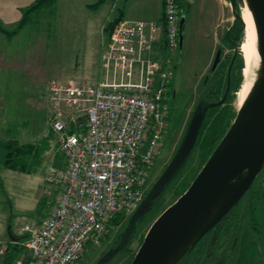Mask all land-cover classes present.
I'll return each mask as SVG.
<instances>
[{
	"label": "rangeland",
	"instance_id": "rangeland-1",
	"mask_svg": "<svg viewBox=\"0 0 264 264\" xmlns=\"http://www.w3.org/2000/svg\"><path fill=\"white\" fill-rule=\"evenodd\" d=\"M97 2L55 0L52 6L36 16L32 24L11 39L0 34V162L3 144L7 141L34 145L40 151L36 161L30 157L28 159V168L35 163L33 173L0 165V264H26V249L22 243L16 242L19 245L17 251L20 252L19 255L14 254L6 227L9 224L10 231L19 238L18 228L22 225L35 226L48 214L53 200L51 195L45 193L44 172L48 166L61 162V154L56 151L55 137L48 123L51 115L49 86L56 82H94L98 79L100 50L102 43L107 41L103 28L119 16V10L124 11L123 18L127 19L157 20L162 15L160 0ZM183 2L186 63L181 76L190 89L177 109V117L172 123L169 120L165 128L160 153L149 171L147 190L171 160L183 137L201 99L204 90L201 80L208 74L215 49L220 46L223 53H227L228 49L221 42L235 18L236 7L232 0ZM241 10L242 6L239 15ZM177 54L161 51L159 58H170ZM237 92L232 101L235 111L240 107ZM198 156L195 149L183 171L182 179L186 183L190 182L196 169ZM255 185L257 196L253 197L249 210V226L243 221L245 226L242 225L237 236L235 227L231 228L220 239L221 246L208 264H264V178L257 179ZM42 198L45 199L44 204L38 205ZM164 200L165 205L170 204L174 200L173 192L167 191ZM131 215L115 226L109 238L91 247L74 264H95L123 235ZM148 218L139 225L132 238L129 248L134 253L154 221L153 217ZM127 261L128 254L119 253L106 264H126Z\"/></svg>",
	"mask_w": 264,
	"mask_h": 264
},
{
	"label": "built area",
	"instance_id": "built-area-1",
	"mask_svg": "<svg viewBox=\"0 0 264 264\" xmlns=\"http://www.w3.org/2000/svg\"><path fill=\"white\" fill-rule=\"evenodd\" d=\"M163 2V20L113 24L101 46L100 78L49 86L48 123L61 162L43 178L53 197L48 214L17 230L27 264H74L105 239L113 217L131 215L147 193L172 76L170 58L154 52H175L179 33L176 0Z\"/></svg>",
	"mask_w": 264,
	"mask_h": 264
},
{
	"label": "water",
	"instance_id": "water-1",
	"mask_svg": "<svg viewBox=\"0 0 264 264\" xmlns=\"http://www.w3.org/2000/svg\"><path fill=\"white\" fill-rule=\"evenodd\" d=\"M242 6L244 0H240ZM256 32L257 52L261 59L259 77L249 95L236 111L228 130L196 174L187 189L151 223L129 264H175L191 250L242 199L247 203L252 183L264 168V0H245ZM232 4L236 7L234 0ZM241 20V15H235ZM182 42L184 16L178 25ZM240 48V46H239ZM236 52L237 49L235 48ZM240 51V50H239ZM218 49L212 68L220 59ZM228 90V84L226 92ZM206 103L204 95L197 103L183 137L171 160L132 213L129 224L115 245L95 264L108 263L132 235L138 219L151 208L166 186L190 156L209 108L223 103ZM11 241L17 242L6 227Z\"/></svg>",
	"mask_w": 264,
	"mask_h": 264
},
{
	"label": "trees",
	"instance_id": "trees-1",
	"mask_svg": "<svg viewBox=\"0 0 264 264\" xmlns=\"http://www.w3.org/2000/svg\"><path fill=\"white\" fill-rule=\"evenodd\" d=\"M55 0H35L29 7L22 10L21 18L18 21L16 25H14L12 28H5L0 24V34H3L8 39H11L15 34H17L20 30L25 28L26 26L32 24L36 18L37 15H39L42 11L47 9L48 7L52 6L54 4ZM104 0H98L96 4H101ZM164 3V2H163ZM180 18L181 16H184V2L183 0H176ZM234 3L236 5L235 15H239V9L242 6V3L240 0H234ZM121 18L119 16L115 17L111 22L107 23L103 28V33L106 37H108L113 24L120 20ZM161 20H163V13L160 17ZM223 42L229 47H238L241 46L243 41L245 40L244 30H243V24L240 19L234 18L232 26L229 28L228 32L223 36ZM239 52V51H238ZM241 54V53H240ZM238 53V58L236 60L235 65L233 66L231 70V76H230V88L229 93L224 101L223 104L216 105L212 108H209L206 112V116L204 118V121L201 125V128L199 130L194 148L188 157L187 161L184 163V165L181 167V169L177 172V174L173 177V179L169 182V184L166 186L163 193L159 196L157 200H155L152 203L151 208L148 210L147 213L144 214L143 218L135 224V227L133 228L132 235L127 241L126 245L122 248V250L119 253H125L128 254V261L126 264H129L134 256V252L129 248L132 238L134 237V234L139 227V225L144 222L148 217L152 218L154 220L166 207L171 205L189 186V184L192 182L196 174L199 172L203 164L206 162L208 157L211 155L215 147L217 146L220 139L223 137V135L228 130L231 122L233 121L236 111L232 105L233 97L235 92H237L240 88L241 82H242V68H243V59L242 56ZM226 85V65L225 63H222L218 69V71L215 73V76L213 78V84H211V94H213L214 98H210V100H216L219 95H221L224 91ZM208 89V88H207ZM166 119V118H165ZM197 149L198 151V163H196V169L194 170L193 175L191 176L190 182L186 183L183 179V171L185 170L188 162L191 159L193 151ZM38 149L34 147V145L25 146L24 144H18L17 141H7L3 144V155L1 158V166L7 167L8 169H19L22 172L25 173H33L34 172V164H32L30 168H28V159L29 157L32 158L35 161L38 159V155L40 151H37ZM35 151V153H33ZM38 156V157H37ZM37 157V158H36ZM260 177L264 178V168L260 172V174L256 177L254 182L252 183L249 191V196L247 199V208L245 214H249V210L251 208V203L254 196H257L256 190L257 185H255L257 179ZM167 191L173 192L174 200L168 204L165 205L164 199H165V193ZM256 198V197H255ZM45 199H41L40 202H38V205L44 204ZM53 202V200H52ZM238 204H236L232 209L234 210L235 207H237ZM245 205V206H246ZM245 209V207H244ZM241 211V206L238 208V213ZM236 212V211H235ZM227 215L217 224L222 225L223 221L226 219ZM149 219V218H148ZM124 220V217L122 215H117L112 218L110 222V229L108 230V233L105 237V239L109 238V236L112 234L113 229L116 225H118L121 221ZM243 221L247 223V226H249L248 217H244ZM242 221L241 227H238V230L242 229V225L244 224ZM225 224V223H224ZM225 226V225H223ZM245 226V225H243ZM230 227L226 229V231L222 234V237H224L229 231ZM233 228V227H232ZM235 231H237V228L235 226ZM13 234V233H12ZM221 234V233H220ZM238 234V233H236ZM14 235V234H13ZM213 236L210 238L207 236L206 239H201L191 250H189L183 257H181L175 264H208L209 259L218 251L220 248V239L221 236H216L215 232L212 234ZM16 237V235H14ZM8 237V236H7ZM22 238H25L24 236ZM120 237L116 239V241L112 244L115 245ZM104 239V240H105ZM209 239V240H208ZM8 240L12 243L11 249H13L14 254H18L20 251H17V246H19L17 243L20 242H14L11 241L9 238ZM222 243V242H221ZM220 244V245H219ZM261 251L263 250L260 248ZM259 249V252H260ZM253 252V249H252ZM257 253L258 251L255 250ZM117 253V254H119ZM116 254V255H117ZM14 257V255H13ZM12 257V258H13ZM28 262V261H27Z\"/></svg>",
	"mask_w": 264,
	"mask_h": 264
},
{
	"label": "flooded vegetation",
	"instance_id": "flooded-vegetation-1",
	"mask_svg": "<svg viewBox=\"0 0 264 264\" xmlns=\"http://www.w3.org/2000/svg\"><path fill=\"white\" fill-rule=\"evenodd\" d=\"M185 24H186V18L184 16V29H185ZM184 36L185 35H184V30H183L182 42H180L179 41V33H178L177 48L175 50V53L178 52V54H177V56H174V57L171 56L170 57L172 76H171L170 83L166 89L164 100H163V104L165 106L166 114H167L166 115V127L168 125L169 120H171V123H172V120L177 117L176 116V114L178 115L177 109H179L181 101H183L185 99V95L187 94L188 89H190L189 84L181 76V72L183 71V67L185 66V63H186V53H185L186 48H185ZM221 43L224 47H226L228 49L227 53H223L224 50L220 46L215 49L213 56L211 58L210 64H209L208 74L205 75L201 80V83L203 85L204 90L202 91L200 97L202 98L204 95H206L207 96L206 103H216L220 99H222L225 92H226V87L228 84V90H227L226 95H225V99H226V97L229 93V88H230L231 70L236 63V60L238 58L237 57L238 53L240 54L238 47L229 48L223 41ZM235 48L237 49L236 52L234 51ZM218 49L221 50L219 62L216 64L214 69H211L215 54H216ZM222 63H225V65H226V85H225L223 93L221 95H219L216 100L213 101V100H210V98H214L213 97L214 95L211 94V89L208 86L213 84V78L215 76V73L218 71V69ZM184 92H186V93L184 94ZM225 99H224V101H225ZM224 101H223V103H224ZM165 133H166V130H165L164 134ZM164 136L165 135H163V137ZM152 184H151V186H152ZM150 187H149V189H150ZM237 204H238L237 207H235L234 210H232V212H231V210L228 212L226 219L223 221V224L218 225V227L216 225L213 229H211L203 237L204 239H206L207 236L209 238H210V236L212 237L213 236L212 234L214 232H215L217 237L218 236L222 237V234L226 231V229H228V227H230L229 229H231L232 227H235V226L237 228V231H235V233H238V234H236V236L239 235L240 229L238 230V227L239 228L241 227L240 225L243 221V218L246 216L248 217L249 214H245L247 205L245 206V209H244L243 197ZM239 206H241V211H239V213H238L237 211H238ZM142 218H143V216L140 219H138L136 223H138ZM223 225H225V226H223Z\"/></svg>",
	"mask_w": 264,
	"mask_h": 264
},
{
	"label": "bare ground",
	"instance_id": "bare-ground-1",
	"mask_svg": "<svg viewBox=\"0 0 264 264\" xmlns=\"http://www.w3.org/2000/svg\"><path fill=\"white\" fill-rule=\"evenodd\" d=\"M241 18L245 25V40L239 48L243 59V68L241 71L243 79L237 92L239 106L249 95L255 82L257 81V78L259 77L261 69V59L257 52L254 23L245 0L241 10Z\"/></svg>",
	"mask_w": 264,
	"mask_h": 264
},
{
	"label": "crops",
	"instance_id": "crops-1",
	"mask_svg": "<svg viewBox=\"0 0 264 264\" xmlns=\"http://www.w3.org/2000/svg\"><path fill=\"white\" fill-rule=\"evenodd\" d=\"M34 1L35 0H0V24L2 26H4L5 28H12L20 20L22 10L29 7ZM160 4L162 7L161 8L162 13H163V0H160ZM147 5H149V4H147ZM153 5L155 6L156 4L153 3ZM125 8H128V7H125ZM147 8H148V6H147ZM118 14H119V17L123 20H129V21L141 20V19L123 18L125 13L122 10H119ZM156 19L160 20V17L156 18ZM143 21H156V20H143ZM160 52L161 51H160L159 47L156 46L154 56L156 58H159ZM100 53H101V50H100ZM99 60H100V57H99ZM100 72H101V67H100V63H99V77L98 78H100V75H101ZM55 148H56V146H55ZM56 151H57V149H56ZM18 241H19V238H18ZM28 259H29V256L27 257V261H28ZM26 264H27V262H26Z\"/></svg>",
	"mask_w": 264,
	"mask_h": 264
}]
</instances>
